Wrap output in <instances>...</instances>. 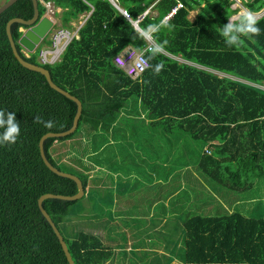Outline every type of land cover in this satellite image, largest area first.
<instances>
[{
    "label": "trees",
    "instance_id": "trees-1",
    "mask_svg": "<svg viewBox=\"0 0 264 264\" xmlns=\"http://www.w3.org/2000/svg\"><path fill=\"white\" fill-rule=\"evenodd\" d=\"M53 1L62 8L58 14L64 27L73 28L72 21L85 15L79 37L67 46L61 60L45 65L54 82L83 103L77 130L66 137L48 138L44 145L49 160L60 170L78 175L85 187L86 193L79 200L44 201L76 264L113 260V245L105 244L92 231L74 229L76 224H72L73 207L79 205L83 212L86 201L94 208L105 199L113 212L106 190L90 188L89 172L97 165L91 168L85 163L87 144L78 137L84 132L95 140L93 146L100 153L93 159H105L113 170V138L109 133L133 102L157 119L156 125H163L164 145L180 147L183 161L194 153L199 171L220 189L219 193L246 189L255 176L264 174V16L258 19V35H245L235 28L225 35L229 17L238 12L234 0H117L132 20H127L111 0ZM179 1L184 6L169 17L174 27L154 35L159 46L167 41L164 54L151 59L148 51L151 67L136 79L129 77L114 62L115 55L127 46L142 50L147 45L132 22L138 19L139 28L159 23ZM245 6L258 12L264 8V0H248ZM39 9L41 15L46 11L41 3ZM194 9L198 13L191 20ZM33 15L32 0H18L0 15V109L5 110V120L9 112L15 113L21 129L14 145L0 146V264H69L38 199L45 193L72 195L78 186L45 164L40 139L47 132L69 129L78 107L53 89L42 73L24 67L12 51L8 21L14 17L31 19ZM241 22L240 17L231 24ZM23 26L17 22L12 25L15 41ZM47 43L45 39L40 46ZM17 47L26 60L40 64L39 48L27 56L22 46ZM160 62L164 68L156 75L154 66ZM37 116L53 121L54 126L34 123ZM3 131L0 128V133ZM67 140H73L71 159L80 169L54 157L55 145ZM215 214L196 213L185 219V262L264 264V217L233 209Z\"/></svg>",
    "mask_w": 264,
    "mask_h": 264
},
{
    "label": "crops",
    "instance_id": "crops-1",
    "mask_svg": "<svg viewBox=\"0 0 264 264\" xmlns=\"http://www.w3.org/2000/svg\"><path fill=\"white\" fill-rule=\"evenodd\" d=\"M6 1L0 0V5ZM49 1L54 3L53 0ZM61 12L59 7L55 12L56 19ZM197 13L198 9L192 10L190 19L194 20ZM84 18L85 15H81L72 21V26L77 27L78 21L84 23ZM229 23H232L231 19ZM156 121L140 106H135L134 102L132 108L122 112L109 133L113 138V147L110 149L113 152V170L108 168L105 159H93L100 153L93 146L95 140L92 141L84 132L78 137L87 144L88 157L85 163L91 168L97 165L89 172L90 188L106 190L105 196L113 201V212L110 213L113 215V235H125V246L114 240L118 235L113 238V243L107 244L113 245V264H187L184 260V223L188 216L196 213L217 215L215 213L232 211L233 204L249 212L250 208L255 207L253 203L257 202L256 198H235L229 206V195L233 196L231 191L219 193L220 189L199 171L194 153L192 155L191 152V157L183 161L180 147L164 145L166 132L163 125H156ZM65 142H62L65 158L72 157L73 141L67 146ZM99 161L101 164L97 163ZM73 166L80 169V166ZM155 217L160 222L155 224ZM90 219L98 218L92 216ZM118 219H136L133 221L135 223L144 220L145 227L116 226ZM177 231L179 240L171 241L170 237H166L161 246L152 244V234H177ZM140 233L149 235V244H140Z\"/></svg>",
    "mask_w": 264,
    "mask_h": 264
},
{
    "label": "water",
    "instance_id": "water-1",
    "mask_svg": "<svg viewBox=\"0 0 264 264\" xmlns=\"http://www.w3.org/2000/svg\"><path fill=\"white\" fill-rule=\"evenodd\" d=\"M16 1L17 0H7L6 2L2 3L0 5V15L10 6H12ZM33 3H34V16L31 19H25L22 17H14L8 21L6 29H7L8 38H9V41L12 47V51L16 59L24 67L42 73L46 77L48 83L53 89L57 90L58 92L62 93L63 95L74 100L77 103L78 109H77V113L73 121V125L65 131H61V132L50 131V132L45 133L40 139V152H41L43 161L50 168V170H52L54 173L60 176L68 177V178L75 180L78 186V192L72 195H65L61 193H45L41 195L38 199L39 208L41 212L43 213V215L45 216V218L50 223V225L52 226L55 234L57 235L69 264H76L63 234L61 233L57 224L54 222L50 213L45 208L44 201L49 198H56V199L70 200V201L79 200L82 197H84L86 193L85 187H84L82 179L78 175L67 172V171L60 170L49 160V158L47 157L44 145H45V141L48 138L66 137L68 135L73 134L77 130L79 126V121H80V118L83 112V103L80 100V98H78L71 92L65 90L64 88L60 87L58 84H56L48 68H46L43 65L30 62L21 55L17 47V43L13 37V33H12V25L14 23L17 22V23H21V24L28 26L27 28L23 27L21 29L23 34L19 38L18 44H20L30 53H33L36 51V49L39 47V45L43 42V40L46 38V36L49 34V32H51V30L54 27V21L50 17L46 15L40 16L38 0H33Z\"/></svg>",
    "mask_w": 264,
    "mask_h": 264
},
{
    "label": "rangeland",
    "instance_id": "rangeland-1",
    "mask_svg": "<svg viewBox=\"0 0 264 264\" xmlns=\"http://www.w3.org/2000/svg\"><path fill=\"white\" fill-rule=\"evenodd\" d=\"M234 1H235V4L233 5V7H235V8L237 7L240 10L242 8L248 9V7L245 6V2L248 0H234ZM239 9H238V12L240 11ZM256 13H257V18H259L260 14L262 12L259 11ZM239 17L240 16L237 15V13H236V14L232 15L231 20L237 19ZM56 21H57L58 25L61 24V18L60 17H58ZM76 23H78L77 27H79L81 25V23H83V21L82 22L78 21ZM54 26H56V25H54ZM51 33H52V31L46 36V39L50 38ZM26 53L27 52H25V54ZM177 58L180 59L181 61H184L181 57H177ZM217 73L221 76L225 75L224 73H220V72H217ZM69 142H71V140H68V142H65L66 143L65 146H67V144ZM62 145H63L62 142H58L55 145L54 148L56 150L53 152L55 159L57 161H61V162L68 161L69 163L68 162H65V163L69 164L70 167H74L73 164H75L77 167H79L78 163L73 162V160L71 159L72 157L65 158L66 154H64V149H63ZM74 168H76V167H74ZM231 194L233 196L229 195L230 196L229 200H228L229 206L233 203V201H234L233 199H235V198H239V199L256 198L255 200L257 201L255 204L253 203V205H255V207L253 206L252 208H250L249 212H248V210L243 209L242 206H238L236 209V206H234V204H233V208H234L233 210H238V211L246 214L247 216H251V217H264V174L262 176H258V177L255 176L253 178L252 186H249L246 189L234 190L231 192ZM111 197H113V195H111ZM85 204L87 206V209L83 212L79 209V205H75L72 209L73 210L72 211L73 220H75L72 222V224H76L74 229L78 228V229H83V230H87V231H92V232L96 233L98 236H100L104 240V243L106 242L105 244L113 243V238L116 235H118L114 238V240H117L118 242L122 243L125 246L126 245L125 235H119L116 233L113 235V227L114 226H113V218H111V215H110L111 207H109L106 204V200L102 199L100 202V205H96V208H89L87 201L85 202ZM245 208L247 209L248 207H245ZM82 215H84L83 218H81ZM92 216H96L98 219L91 220L90 217H92ZM104 216H106V218H104ZM135 220L136 219H118V222L115 225L116 226L129 225V226H131V228L134 227L137 229H142L145 227V225H144L145 221L144 220H141V223H139L140 220H138L137 223L133 222ZM158 220H159V218L155 217V219H154L155 224H156V222H160ZM78 221H80V222H78ZM170 231H172V230H170ZM138 236L139 237L141 236V239H140L141 245L142 244H149V242H148L149 235L148 234L140 233ZM146 236H147V238H146ZM166 237H170L171 241L179 240L178 231H177V234H174L173 232H171L168 235L154 233L151 235V238L153 240L152 244H155L157 246H161V244L163 242H165L164 238H166ZM148 253L150 254V252H148ZM107 264H113V260Z\"/></svg>",
    "mask_w": 264,
    "mask_h": 264
},
{
    "label": "clouds",
    "instance_id": "clouds-1",
    "mask_svg": "<svg viewBox=\"0 0 264 264\" xmlns=\"http://www.w3.org/2000/svg\"><path fill=\"white\" fill-rule=\"evenodd\" d=\"M39 3H41L46 11H45V15L50 17L53 21H54V28L51 30L52 33H53V30L59 26L58 23H57V19L55 18V13L53 15H51L49 12H48V9H47V6L45 5L44 2H51V1H46V0H38ZM181 2V1H179ZM52 3V6L53 8L55 9V12H57L58 8L59 7H56V5ZM235 4V3H234ZM118 7V6H117ZM120 7V6H119ZM118 7V8H119ZM122 8V7H120ZM119 8V9H120ZM235 8V7H234ZM237 8V7H236ZM62 9V8H61ZM124 9V8H123ZM239 9V8H238ZM249 9V8H248ZM248 9H239L240 11L237 12V15H239L241 17V20L242 22L239 24V25H233V24H229L225 27L224 29V34L225 35H228L230 32H232L235 28L236 31L240 32V33H243L245 35H248V34H259V28L257 27V24H258V19L263 17L264 14L262 16H260L259 18H257V13L252 11V10H248ZM40 10V9H39ZM121 10V9H120ZM262 13L264 12V8L262 10H260ZM122 12V11H121ZM259 12V11H258ZM123 13V12H122ZM129 13H124V17L128 20V17H129ZM34 16V15H33ZM40 16H41V13H40ZM239 17V18H240ZM237 18V19H239ZM229 19H231V17H229ZM237 19H233L232 22L234 20H237ZM129 22H132V21H129ZM133 23V27L135 29V31L137 32V34L145 39L146 41L149 40V39H152L154 37V35L158 32H160L162 29L164 28H167L168 30H171L174 25H171L169 23V19L168 17H165L163 19L160 20L159 23H154V24H149L147 25L145 28H139L137 27V24L139 23V20L137 19L135 22H132ZM24 25V24H23ZM60 26H62V24H60ZM25 28H27L28 26L25 25L23 26ZM21 27V29L23 28ZM75 27H73L74 29ZM20 29V30H21ZM22 31V30H21ZM50 33V32H49ZM52 33L50 35V42L47 43V44H44L43 46H40L38 47L39 48V51L41 48H43L44 46H47L49 44H51V38H52ZM23 34V32H22ZM22 36V35H21ZM20 36V37H21ZM19 37V38H20ZM46 39V38H45ZM44 39V40H45ZM236 39L235 36L232 37V40L234 41ZM19 40V39H18ZM43 40V41H44ZM16 43L18 44V41H16ZM167 44V41H164L163 44H160V46H157V47H154V48H151L149 51H150V58L151 59H154L155 57H157L158 55H162L164 54L165 52V45ZM20 45V44H19ZM21 46V45H20ZM37 48V49H38ZM36 49V50H37ZM22 51L26 53L27 56H30V52H28L24 47H22ZM39 51H38V59H39ZM36 52V51H35ZM34 53V52H33ZM60 61V60H59ZM40 62V65H47V64H42L41 61L39 60ZM147 62L146 61H140L138 62V66H142L144 64H146ZM149 67H151V65H149ZM144 68V67H143ZM164 68V64L163 62H160V63H157L155 66H154V74L156 75H159L161 73V71L163 70ZM4 116H5V110L3 109H0V128H3L4 131L3 133H0V146H5V145H14L16 142H17V139L18 137L20 136V125H19V122L16 120V117H15V113L13 112H9L7 114V120L4 119ZM34 123H38V124H43L44 127L46 128H52L54 126V122L49 120V121H44L41 117L37 116L36 120L34 121Z\"/></svg>",
    "mask_w": 264,
    "mask_h": 264
},
{
    "label": "built area",
    "instance_id": "built-area-1",
    "mask_svg": "<svg viewBox=\"0 0 264 264\" xmlns=\"http://www.w3.org/2000/svg\"><path fill=\"white\" fill-rule=\"evenodd\" d=\"M116 6L119 7L117 0H111ZM47 6L48 12L53 15L55 9L52 6L51 2H44ZM184 4L179 2L175 8L167 15L166 17L172 16L177 10L183 7ZM120 8V7H119ZM124 13H128L126 9L120 8ZM264 14L261 13L260 16ZM129 19L132 20L129 15ZM83 23L79 27L68 28L64 26H57L52 33L51 44L44 46L39 51V60L42 64H54L61 60L62 54L67 48V46L72 42L76 37H79V30ZM159 46L155 41L154 37L147 40V45L144 49H137L133 46H127L125 49L117 53L114 57V62L131 78L136 79L141 76L150 65V61L147 58V52L154 47ZM146 61L147 63L142 66H138V62Z\"/></svg>",
    "mask_w": 264,
    "mask_h": 264
}]
</instances>
